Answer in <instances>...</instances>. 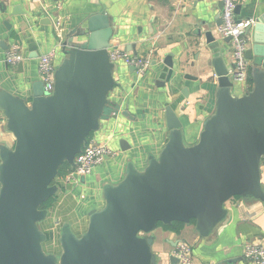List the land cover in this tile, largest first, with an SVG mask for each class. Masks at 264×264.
<instances>
[{
    "label": "water",
    "instance_id": "1",
    "mask_svg": "<svg viewBox=\"0 0 264 264\" xmlns=\"http://www.w3.org/2000/svg\"><path fill=\"white\" fill-rule=\"evenodd\" d=\"M240 11L238 4L236 18ZM14 14L20 12L14 10ZM256 18L257 25L246 29L247 34L254 30L252 48L245 51L246 60L252 62L251 89L241 96L233 94L234 64L232 59L228 64L223 61L225 55L230 56V37L218 34L216 38L208 24L202 32L204 50L211 56L207 66L214 72L218 89L214 110L203 122L197 142L184 143L182 125L167 106L168 135L158 156L148 155L141 170L128 162L119 182L103 186L104 204L87 213V226L80 236L64 223L58 253L44 250L46 234L40 224L48 210L42 205L59 192L55 183L59 167L63 163L73 166L89 135L99 130L115 86V66L108 55L112 36L108 17L93 15L65 35L52 93H44L39 80L27 104L0 89V113L14 138L12 147L0 145V264H160L162 256L152 251L150 235L158 224L194 221L199 236L208 238L226 221L227 201L239 197L264 204L260 168L264 24L258 25L264 18L261 13ZM216 20L218 29L220 12ZM197 33L200 36L201 30ZM223 45L229 46L228 51ZM164 65L170 71L157 87L170 80V56ZM168 260L180 263L176 255Z\"/></svg>",
    "mask_w": 264,
    "mask_h": 264
},
{
    "label": "crops",
    "instance_id": "2",
    "mask_svg": "<svg viewBox=\"0 0 264 264\" xmlns=\"http://www.w3.org/2000/svg\"><path fill=\"white\" fill-rule=\"evenodd\" d=\"M219 3V0H0V89L27 104L32 99L33 84L40 80L39 58L51 53L54 64H60L65 35L93 15L108 17L112 30L108 53H126L146 59L149 64L143 74H138L124 61L116 63L115 86L108 96L107 113L100 120L99 130L91 136L96 143L106 144L113 154L79 181L60 180L63 184L59 185L57 199L47 208L48 216L40 224L46 234L44 245L48 242L50 246L49 253H57L55 239L59 240L64 223L70 225L76 236L85 231L87 213L100 208L99 193L103 186L119 182L128 162L141 170L148 155L158 156L168 135L167 106L182 125L184 143L197 142L203 122L214 110L218 89L214 72L207 66L211 56L204 50L202 32L209 24L218 38L215 23ZM238 4L241 11L237 19L251 20L256 26L257 13L264 18V0H237ZM14 10L20 14H14ZM253 33L254 30L245 33L246 51L252 48ZM12 47L18 49L20 59L7 64L5 56ZM223 47L228 51L229 46ZM168 56L172 62L170 80L157 87L170 71L164 65ZM230 60L229 54L223 57L225 64ZM248 66L250 70L251 61ZM185 76L190 79H184ZM249 89L247 79L233 82L234 95L241 96ZM13 142L0 113V145L12 147ZM224 207L228 211L226 221L208 238L200 237L193 224H184L179 233L159 226L153 229L152 251L162 256L160 264H170L168 257L176 255L181 245L189 249L190 264H251L243 257V249L253 242L264 246V204L233 198Z\"/></svg>",
    "mask_w": 264,
    "mask_h": 264
},
{
    "label": "built area",
    "instance_id": "3",
    "mask_svg": "<svg viewBox=\"0 0 264 264\" xmlns=\"http://www.w3.org/2000/svg\"><path fill=\"white\" fill-rule=\"evenodd\" d=\"M222 3L220 11L221 26L218 34L222 38L230 37V57L234 64V82H246L249 72L248 61L245 58L246 51V29L252 24L251 20H241L236 22L235 9L237 0H219ZM109 60L116 65L118 61L132 67L138 74H143L148 67V60L137 56H129L126 53L110 51ZM20 59L18 49L12 47L5 56L7 64H15ZM57 65L53 62V54H46L39 58L38 73L40 81L43 83V91L50 94L54 86V71ZM113 152L106 144L96 143L92 138L83 145L80 154L75 157L74 165L70 171L62 177V181H79L87 177L93 169L100 165L105 157L111 156ZM261 176L264 178V156L260 161ZM176 256L182 264H190L189 249L186 245H181ZM243 257L251 264H264V246L260 243H247L243 249Z\"/></svg>",
    "mask_w": 264,
    "mask_h": 264
},
{
    "label": "trees",
    "instance_id": "4",
    "mask_svg": "<svg viewBox=\"0 0 264 264\" xmlns=\"http://www.w3.org/2000/svg\"><path fill=\"white\" fill-rule=\"evenodd\" d=\"M247 81L249 83V87L251 89L252 87V80H251V71L249 70L248 72V77H247ZM249 89V90H250ZM109 104V103H108ZM108 106V105H107ZM107 106H106V109L104 111V114L107 113ZM93 135V133H91L87 139V141L89 140V138H91V136ZM72 166L66 164V163H63L60 167H59V170H58V175H57V178H62L64 177L71 169ZM55 198V197H54ZM54 198H50L46 203H44L42 205V208H48L51 206V204L53 203L54 201ZM238 199H240L239 197H237ZM191 224L194 225V221L191 222ZM184 224L182 223H179V222H174L172 223L170 226H163L162 224H158L159 227H162L163 229H166V230H169L171 232H175V233H179V230L182 228Z\"/></svg>",
    "mask_w": 264,
    "mask_h": 264
},
{
    "label": "rangeland",
    "instance_id": "5",
    "mask_svg": "<svg viewBox=\"0 0 264 264\" xmlns=\"http://www.w3.org/2000/svg\"><path fill=\"white\" fill-rule=\"evenodd\" d=\"M60 180L62 181V178H59V179L55 180V183H56L58 186L61 185V184H63ZM101 193H102V192L99 193V196H100V201H99V205H100V206H99V207H100V208H101V207L103 206V204H104V203H103V199L101 198ZM57 194H58V193H57ZM59 195H60V194H59ZM56 199H57V198H56V196H55L53 202H55ZM55 240H57V242H56V244H57V245H56V248H57L56 252L58 253V252H59V246H58V239H57V237H56ZM49 247H50V246H49L48 242H46L45 245H44V250H45L46 252H48V253H49V249H50Z\"/></svg>",
    "mask_w": 264,
    "mask_h": 264
}]
</instances>
